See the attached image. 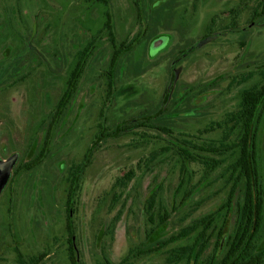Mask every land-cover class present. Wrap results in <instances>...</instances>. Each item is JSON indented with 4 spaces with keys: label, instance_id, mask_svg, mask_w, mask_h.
Wrapping results in <instances>:
<instances>
[{
    "label": "rangeland",
    "instance_id": "1",
    "mask_svg": "<svg viewBox=\"0 0 264 264\" xmlns=\"http://www.w3.org/2000/svg\"><path fill=\"white\" fill-rule=\"evenodd\" d=\"M260 3L0 0V160L18 154L14 169L30 160L52 121L43 163L18 175L13 169L0 195V264H21L20 254L29 260L45 252L42 264H70V208L79 264H174L176 249L192 250L178 264H208L218 253L223 256L244 183L234 186L233 151L214 154L197 146L235 141L227 119L238 109L242 91L263 78ZM107 12L118 41L142 39L112 69L111 94L114 47L103 31ZM96 35L76 96L56 122L51 114L77 52ZM161 40L163 45L155 47ZM259 117L264 183V108ZM142 123L168 130L137 125ZM102 131L110 136L99 141ZM90 148L91 162L70 203L72 172ZM182 149L223 163L209 172L199 161L184 162ZM184 166L188 180L182 187ZM132 170L135 175L128 179ZM152 194L155 225L146 213ZM208 215L213 220L204 222ZM197 226L199 231L174 240ZM200 231L205 250L196 263Z\"/></svg>",
    "mask_w": 264,
    "mask_h": 264
},
{
    "label": "trees",
    "instance_id": "2",
    "mask_svg": "<svg viewBox=\"0 0 264 264\" xmlns=\"http://www.w3.org/2000/svg\"><path fill=\"white\" fill-rule=\"evenodd\" d=\"M260 4L264 6V0H261ZM254 15L260 16L262 14L259 13V11H255ZM105 30L108 32L109 40L114 47V51L110 59L111 69L108 72V94H111L110 90L113 89L114 82V71L112 69H115L118 66L122 56L133 49L135 46H137L142 41V39L137 36L132 40L126 39L118 41L116 35L114 34L112 21L108 12L103 27V31ZM97 41L98 37L96 35L87 43V45L83 49L77 52L75 66L70 72L66 89L62 97L58 101L57 108L54 113L55 115L52 120L58 122L62 118L67 105L76 96V93L79 89L78 85L80 79L85 71L89 58L93 53ZM262 75L263 78L259 83L245 88L242 91L238 109L227 119V122L233 123L231 130L233 133H236L235 141H233V143L231 144H226L224 141H221L219 143L197 146V148L203 151L212 152L214 154H222L227 151H233L232 153L236 154L234 162L231 164V175L234 179V186L237 187L239 183H241L240 181L244 183L243 202L239 209L238 219L234 232L233 234L229 235L228 238H225L227 239V244H225V247L227 246V250L224 252L223 256L220 255L221 252L218 253L215 256L213 262L208 264H264V183L262 181L257 147L258 121L260 118L259 114L264 108V71L262 72ZM109 97L110 96L108 95V98ZM51 123L47 128L48 130L45 134L44 140L39 144L40 148L38 153L22 165L17 166L15 169V174L18 175L23 171L34 169L43 163L44 158L49 152L48 149L52 140ZM137 125L149 126L165 131L168 130L167 127L159 125H151L146 123ZM134 126L135 125L130 126L129 128H133ZM120 130H126L125 126ZM117 133V131L114 132L115 135ZM108 136H110L109 133H105L104 131H102L101 136H99L98 140H103ZM95 144L97 145V142ZM92 150V148L88 150L83 159V162L78 164V166H76L74 168V171L72 172L68 190L70 203L74 202L73 199H75L76 187L78 185L79 178L82 177L85 169L91 162ZM182 153L184 155V162L188 160L199 161L207 165V169L209 172L216 170V168H218L223 163L222 159L194 155L193 152L188 149H182ZM185 172H187V170L184 166V169L182 171V187L185 186L188 180ZM134 175L135 173L132 170L126 176L128 179H131ZM156 204V195L152 194L146 201V213L149 224L153 225L156 224ZM167 210L168 209H165V211L160 214L162 220L161 223H165L164 216L166 215ZM70 212L71 208L69 210L68 220V231L70 234V237L68 239L69 246L67 248L68 259L70 264H79L74 244L73 225L70 221L72 218ZM119 216L120 214L115 219H117ZM212 220L213 218L210 215L204 218V222ZM198 227L199 226L191 227L190 229H184L179 233L178 236L174 238V240H180L182 238L188 237L191 233L199 231ZM199 236H201L198 240L200 241V243H198L200 252L198 253V255H196V263L201 260L203 252L205 250V237L202 231L199 232ZM156 250H158L157 245ZM191 251L192 250L189 249H176L171 254L174 259V264H178L180 262H183V260H185L186 258H190ZM47 256L48 253L45 252L38 256H33L28 260L22 254H20V262L21 264H42ZM108 263L111 264L110 261H108Z\"/></svg>",
    "mask_w": 264,
    "mask_h": 264
},
{
    "label": "water",
    "instance_id": "3",
    "mask_svg": "<svg viewBox=\"0 0 264 264\" xmlns=\"http://www.w3.org/2000/svg\"><path fill=\"white\" fill-rule=\"evenodd\" d=\"M164 41H156L154 46L161 47ZM19 155L13 154L8 159L0 160V195L11 177L12 171L18 161Z\"/></svg>",
    "mask_w": 264,
    "mask_h": 264
},
{
    "label": "flooded vegetation",
    "instance_id": "4",
    "mask_svg": "<svg viewBox=\"0 0 264 264\" xmlns=\"http://www.w3.org/2000/svg\"><path fill=\"white\" fill-rule=\"evenodd\" d=\"M58 104V103H57ZM56 108H57V105L55 106V108H54V111L52 112V114H51V117L53 118L54 117V113H55V110H56ZM16 169V168H15ZM15 169H14V173H15ZM12 176V175H11ZM10 179H11V177H10ZM10 179H9V181H10ZM9 181H8V183H9ZM8 185V184H7ZM6 185V186H7ZM6 188V187H5Z\"/></svg>",
    "mask_w": 264,
    "mask_h": 264
}]
</instances>
